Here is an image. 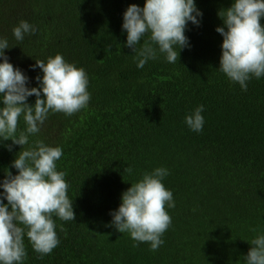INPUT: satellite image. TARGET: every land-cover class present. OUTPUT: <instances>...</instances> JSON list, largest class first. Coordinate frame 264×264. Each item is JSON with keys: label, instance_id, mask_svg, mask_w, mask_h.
<instances>
[{"label": "trees", "instance_id": "trees-1", "mask_svg": "<svg viewBox=\"0 0 264 264\" xmlns=\"http://www.w3.org/2000/svg\"><path fill=\"white\" fill-rule=\"evenodd\" d=\"M145 2L0 0V38L11 47L5 54L29 78L27 86L38 87L35 78L43 75L32 69L35 60L60 54L84 69L90 94L71 116L50 112L24 146L40 140L62 149L57 171L66 174L76 220L53 214L59 244L47 255L36 253L25 235L22 264H246L248 242L264 234V76L252 77L244 91L218 69L217 13L233 0H195L203 15L199 26L188 23L190 47L179 61L158 53L138 68L125 46L123 13ZM21 20L36 32L17 41L12 30ZM200 105L204 124L197 133L185 117ZM25 127L21 116L17 135ZM11 143L0 142V183L7 169L17 174L11 164L21 146L9 151ZM160 167L168 170L162 183L175 207L165 205L172 222L152 251L150 243L108 225L122 193Z\"/></svg>", "mask_w": 264, "mask_h": 264}, {"label": "clouds", "instance_id": "clouds-1", "mask_svg": "<svg viewBox=\"0 0 264 264\" xmlns=\"http://www.w3.org/2000/svg\"><path fill=\"white\" fill-rule=\"evenodd\" d=\"M202 15L195 0H146L142 8L130 4L123 13L122 29L127 33L125 46L132 49L137 67L143 68L158 53L165 54L169 63L179 61L180 51L190 47L185 29L189 22L199 26ZM217 15L223 22L215 29L223 37L218 69L247 91V81L264 76V0H233ZM12 32L17 41H23L25 34H35L36 28L21 20ZM10 48L8 40L0 38V142L11 141L9 151L13 145L21 148L11 164L17 174L7 169L0 183V264H22L27 255L25 235L36 253L47 255L59 244L53 214L63 221L76 220L73 201L67 195L66 174L57 171L62 149L40 140L24 146L29 144L30 135L40 132L50 112L71 116L87 106L90 94L84 69L66 62L60 54L47 62L35 60L32 69L39 68L43 75L35 78L38 87H28L29 78L5 54ZM32 96L34 104L28 102ZM203 110L200 105L185 117L194 132L203 129ZM21 116L26 127L17 135ZM125 171L131 174L133 170L127 167ZM167 175L168 170L160 167L132 183L122 193L118 209L110 212L108 226L121 234L129 233L134 241L150 243V249L156 251L172 222L165 205L175 207L172 192L162 183ZM248 243L246 264H264V234H257Z\"/></svg>", "mask_w": 264, "mask_h": 264}]
</instances>
